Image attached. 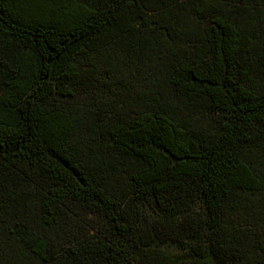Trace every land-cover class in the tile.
<instances>
[{
  "label": "trees",
  "instance_id": "1",
  "mask_svg": "<svg viewBox=\"0 0 264 264\" xmlns=\"http://www.w3.org/2000/svg\"><path fill=\"white\" fill-rule=\"evenodd\" d=\"M0 264H264V0H0Z\"/></svg>",
  "mask_w": 264,
  "mask_h": 264
}]
</instances>
